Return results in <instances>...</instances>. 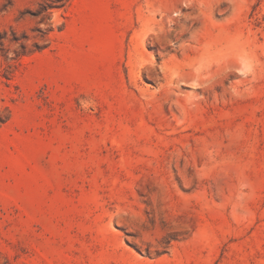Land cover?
<instances>
[{
    "label": "rangeland",
    "instance_id": "rangeland-1",
    "mask_svg": "<svg viewBox=\"0 0 264 264\" xmlns=\"http://www.w3.org/2000/svg\"><path fill=\"white\" fill-rule=\"evenodd\" d=\"M0 107V264H264V0H0Z\"/></svg>",
    "mask_w": 264,
    "mask_h": 264
},
{
    "label": "trees",
    "instance_id": "trees-1",
    "mask_svg": "<svg viewBox=\"0 0 264 264\" xmlns=\"http://www.w3.org/2000/svg\"><path fill=\"white\" fill-rule=\"evenodd\" d=\"M57 2L58 1H53L52 3H47L45 9L57 7L58 6ZM9 119H10V114L0 107V126L4 125Z\"/></svg>",
    "mask_w": 264,
    "mask_h": 264
}]
</instances>
